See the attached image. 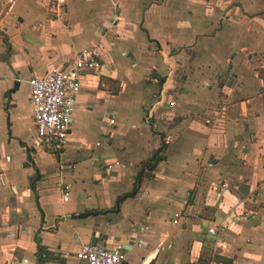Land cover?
Listing matches in <instances>:
<instances>
[{"label":"crops","instance_id":"0c3cea01","mask_svg":"<svg viewBox=\"0 0 264 264\" xmlns=\"http://www.w3.org/2000/svg\"><path fill=\"white\" fill-rule=\"evenodd\" d=\"M62 1L0 0V264H264V0ZM86 49L66 145L37 147L17 91Z\"/></svg>","mask_w":264,"mask_h":264},{"label":"built area","instance_id":"2783aa9c","mask_svg":"<svg viewBox=\"0 0 264 264\" xmlns=\"http://www.w3.org/2000/svg\"><path fill=\"white\" fill-rule=\"evenodd\" d=\"M47 3L56 16L62 11V0H47ZM99 67L98 50L86 49L70 66L53 70L41 78L29 79L36 130L34 143L37 147L61 149L66 145L82 78L88 71ZM108 125H114L113 114H110ZM61 193L62 201L66 202L67 190L62 188ZM209 233L216 235L214 229H210ZM75 259L77 264H123V246L118 244L114 249H106L101 244H84L75 254Z\"/></svg>","mask_w":264,"mask_h":264},{"label":"rangeland","instance_id":"374dc122","mask_svg":"<svg viewBox=\"0 0 264 264\" xmlns=\"http://www.w3.org/2000/svg\"><path fill=\"white\" fill-rule=\"evenodd\" d=\"M29 93H30V86L22 84L17 91V96L19 97L20 101L25 102V101H27ZM27 127L28 126L26 125V130H28ZM44 160H45L46 164H50V162H51L50 158L47 156L44 158Z\"/></svg>","mask_w":264,"mask_h":264},{"label":"water","instance_id":"95a60500","mask_svg":"<svg viewBox=\"0 0 264 264\" xmlns=\"http://www.w3.org/2000/svg\"><path fill=\"white\" fill-rule=\"evenodd\" d=\"M18 85H19L18 81L16 80L15 83H14V88H13V90L11 92H15L17 90V88H18ZM115 211L118 212V206H117ZM91 215H95V213L86 212V213H81V214H79V215H77L75 217H77L78 219H84V218H87V217H89ZM124 250H128V248L125 247ZM123 262H124V260H123Z\"/></svg>","mask_w":264,"mask_h":264},{"label":"trees","instance_id":"16d2710c","mask_svg":"<svg viewBox=\"0 0 264 264\" xmlns=\"http://www.w3.org/2000/svg\"><path fill=\"white\" fill-rule=\"evenodd\" d=\"M4 40H5V37H4ZM262 77H263V79H264V70H262ZM163 150V147H161L159 150H158V153L159 152H161ZM129 197V195H125V196H123L122 198H119V200H122V199H124V198H128ZM42 254H43V248H41V246H39L38 245V258H39V260H40V262H42L43 260H42Z\"/></svg>","mask_w":264,"mask_h":264}]
</instances>
